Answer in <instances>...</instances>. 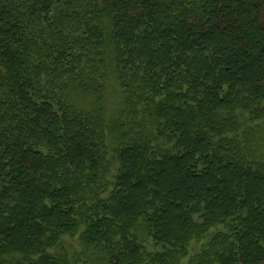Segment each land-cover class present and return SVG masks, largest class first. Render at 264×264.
Wrapping results in <instances>:
<instances>
[{
  "label": "trees",
  "instance_id": "1",
  "mask_svg": "<svg viewBox=\"0 0 264 264\" xmlns=\"http://www.w3.org/2000/svg\"><path fill=\"white\" fill-rule=\"evenodd\" d=\"M0 264H264V0H0Z\"/></svg>",
  "mask_w": 264,
  "mask_h": 264
},
{
  "label": "rangeland",
  "instance_id": "2",
  "mask_svg": "<svg viewBox=\"0 0 264 264\" xmlns=\"http://www.w3.org/2000/svg\"><path fill=\"white\" fill-rule=\"evenodd\" d=\"M65 243H66V247L74 250V251H77L78 250V243L76 240H71V239H65Z\"/></svg>",
  "mask_w": 264,
  "mask_h": 264
}]
</instances>
